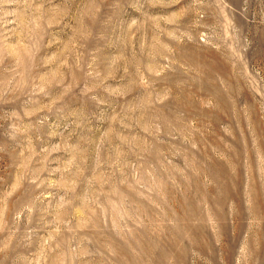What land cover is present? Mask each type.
Returning a JSON list of instances; mask_svg holds the SVG:
<instances>
[{
    "label": "rangeland",
    "instance_id": "1",
    "mask_svg": "<svg viewBox=\"0 0 264 264\" xmlns=\"http://www.w3.org/2000/svg\"><path fill=\"white\" fill-rule=\"evenodd\" d=\"M0 264H264V0H0Z\"/></svg>",
    "mask_w": 264,
    "mask_h": 264
}]
</instances>
